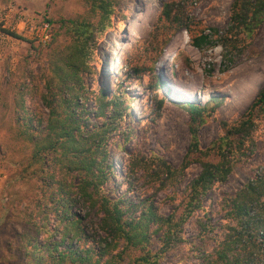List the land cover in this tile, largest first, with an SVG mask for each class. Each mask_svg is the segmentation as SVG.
<instances>
[{
  "label": "rangeland",
  "instance_id": "obj_1",
  "mask_svg": "<svg viewBox=\"0 0 264 264\" xmlns=\"http://www.w3.org/2000/svg\"><path fill=\"white\" fill-rule=\"evenodd\" d=\"M116 1L110 26L90 43V70L82 77L89 100L81 108L96 127H102V120L93 114L95 98L110 100L124 91L130 100L128 115L107 137L111 170L101 193L111 199L151 202L162 216L178 215L186 188L201 170L199 162L216 164L219 157L213 152L205 157L195 154L176 178L151 173L158 160L175 170L182 164L190 142L189 116L182 105L212 107L213 100L217 102L198 131L201 153L222 136L221 123L230 126L239 121L264 87V23L249 49L223 72L219 47L200 51L191 45L188 29L168 34L157 18L162 4L180 1L192 34L203 29L212 33L211 29L226 27L233 0ZM6 8L49 20L53 33L46 45L23 37L0 40V264H23L18 258L22 243L15 233H25L31 216L37 221L39 205L47 196L57 200L61 185L71 194L78 185L59 154L43 153L40 161L33 159L34 146L24 136L29 125L25 116L32 119V129H42L37 119L47 116L41 96L52 78L51 64L71 46L67 22L96 19L86 0H0V10ZM164 36L170 41L160 53L162 47L156 43ZM243 154L226 181L203 197L201 209L182 227L179 243L165 250L153 241L151 250L163 252L159 264H220L215 249L229 236L227 201L257 176L264 177V118ZM73 211L84 217L88 209L78 203ZM255 246V264H264V245ZM126 263L124 258L121 264Z\"/></svg>",
  "mask_w": 264,
  "mask_h": 264
},
{
  "label": "trees",
  "instance_id": "obj_2",
  "mask_svg": "<svg viewBox=\"0 0 264 264\" xmlns=\"http://www.w3.org/2000/svg\"><path fill=\"white\" fill-rule=\"evenodd\" d=\"M86 3L96 21L67 22L71 46L65 55H60L51 64L52 78L45 82L46 93L41 96L47 116L37 119L42 129H32V119L26 115L29 125L24 132L34 146V160L40 161L43 153L59 154L64 169L74 173L78 185L73 195L67 186L61 185L56 192L57 200L47 196L39 205L37 221L34 222L31 216V225L25 233H15L23 249L18 258H22L23 264H121L124 258L128 259L126 264H159L163 252L151 250L153 241H158L165 250L179 243L182 227L201 209L203 197L215 184L224 183L232 168L242 161L248 143L253 140L259 122L264 118V87L236 124L221 123L222 136L203 153L199 150L198 131L209 112L215 110L217 102L213 100L212 107L206 104L182 105L189 116L190 134L182 164L175 170L158 160L151 175L176 178L192 163L195 154L205 157L213 152L219 161L216 164L199 162L201 170L186 188L185 204L180 214L162 216L151 202L111 199L101 193V187L108 181L106 175L111 170L107 165V137L128 115L130 100L124 91L110 100L95 98L93 114L102 120V127H96L84 118L88 112L81 105L89 98L84 94L82 77L90 70L89 46L110 26L117 1L86 0ZM161 7L157 24L163 23L161 26L168 34L188 29L191 45L200 51L219 47L223 72L249 49L264 23V0H233L224 29H211L212 33H205L203 29L198 34H192L180 1L164 3ZM5 33L20 39L15 33ZM169 41L170 36H164L156 43L162 47L160 53ZM145 166L143 163L142 167ZM78 203L88 209L86 216L81 217L73 211ZM91 211L94 216H90ZM226 217L229 236L216 246V262L255 264L256 254L252 249L256 250L255 244L264 245V177L257 176L227 201Z\"/></svg>",
  "mask_w": 264,
  "mask_h": 264
},
{
  "label": "built area",
  "instance_id": "obj_3",
  "mask_svg": "<svg viewBox=\"0 0 264 264\" xmlns=\"http://www.w3.org/2000/svg\"><path fill=\"white\" fill-rule=\"evenodd\" d=\"M5 31L15 33L19 37L34 40L37 44L46 45L52 39L51 24L42 18H35L24 11L13 8L0 10V40L7 41L13 37L7 35ZM0 41V59L1 46Z\"/></svg>",
  "mask_w": 264,
  "mask_h": 264
}]
</instances>
